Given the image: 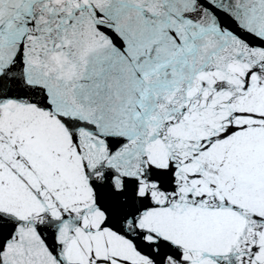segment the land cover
Segmentation results:
<instances>
[{"label": "snow or ice", "instance_id": "1", "mask_svg": "<svg viewBox=\"0 0 264 264\" xmlns=\"http://www.w3.org/2000/svg\"><path fill=\"white\" fill-rule=\"evenodd\" d=\"M0 264H264V0H0Z\"/></svg>", "mask_w": 264, "mask_h": 264}]
</instances>
